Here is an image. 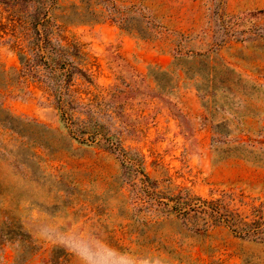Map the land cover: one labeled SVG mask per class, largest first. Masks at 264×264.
Listing matches in <instances>:
<instances>
[{"label": "rangeland", "instance_id": "374dc122", "mask_svg": "<svg viewBox=\"0 0 264 264\" xmlns=\"http://www.w3.org/2000/svg\"><path fill=\"white\" fill-rule=\"evenodd\" d=\"M0 264H264V0H0Z\"/></svg>", "mask_w": 264, "mask_h": 264}, {"label": "trees", "instance_id": "16d2710c", "mask_svg": "<svg viewBox=\"0 0 264 264\" xmlns=\"http://www.w3.org/2000/svg\"><path fill=\"white\" fill-rule=\"evenodd\" d=\"M25 41H27V40H25ZM45 41H46V43L45 44H48L47 42H49L50 41V39L47 37L46 39H45ZM30 44H31V46H42L41 45V39L39 38L37 41H32V40H30L25 46H30ZM46 46V45H45ZM20 59H21V62H22V64H23V68L25 67V69L27 70V71H33L34 69H35V64H32V62L33 61H31L30 59H28V57H27V55L24 53V52H20ZM53 69V68H52ZM70 74L71 73H69V72H66V76H65V78H64V80H63V82H60L61 83V85H59V84H54V86L56 85V88H55V90H57V88L59 87V88H62L63 86L65 87V88H68L69 87V83H70ZM49 85V84H48ZM58 88V89H59ZM61 97V96H60ZM68 118L66 117V114H64V113H62V121L64 122V125L66 126V127H69V126H67V122H66V120H67ZM260 218H261V216H260ZM257 221H255L254 223H256Z\"/></svg>", "mask_w": 264, "mask_h": 264}]
</instances>
